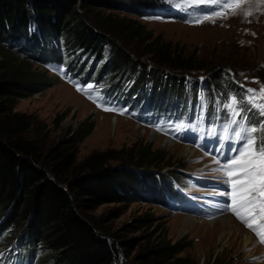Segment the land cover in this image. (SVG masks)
<instances>
[{
  "label": "rangeland",
  "instance_id": "1",
  "mask_svg": "<svg viewBox=\"0 0 264 264\" xmlns=\"http://www.w3.org/2000/svg\"><path fill=\"white\" fill-rule=\"evenodd\" d=\"M160 2L165 5V9H155L145 17L137 18L117 10L92 9L82 11L81 15L87 20H94V12L111 14L117 19H134L152 36L158 35L171 45L181 47L183 56L193 53L204 65L213 67L211 71L199 70L176 75L177 79L188 78L191 83L187 97L182 100L169 97L166 89L129 67L123 68L108 81L113 86L103 87V94L97 91L101 86H93L89 93L82 94L77 88H87L92 84L79 82L67 72V59H57L54 63L49 50L56 47L54 50L58 52L62 45L40 34V41L37 35L29 38L30 45L35 46V53H40L39 60H19L27 64L31 74H42L48 86L16 100L12 112L29 117L23 137L34 141L43 151L68 138L79 123L83 122L85 127L91 124L89 134L76 143L75 170L78 172L85 169L87 157L95 155L98 163L109 157H118L119 160L128 155L127 151L132 145L148 144L151 150H160L169 158V167L149 169L154 174L153 178H157L156 175L160 177L153 182L157 186L148 185L144 192L156 197L157 202L104 204L86 214L97 229L108 231L112 238L132 240L133 248L120 254L123 260L138 264L136 255L140 251L185 238L190 246L180 256L185 257L188 264H212L214 258L228 264H264V244H260L255 234L226 210V205L221 208L213 203L215 199L207 189H216V184L222 183L221 174L215 171L218 165L205 155L220 157L221 162L224 161L226 153L213 152L211 149L220 147L218 137L223 135L227 126L224 118L228 121L229 117V110L224 106L230 97L235 96L241 101L239 107L250 119L260 117L256 110L243 102V98L245 88L259 90L264 85V0H245L239 8L226 10L225 16L203 20L199 24L196 21L205 15L211 16L221 11L219 4L200 3L199 0ZM246 12L251 15L245 17ZM106 36L128 58L153 65L144 47L125 32H108ZM58 41L61 42L60 39ZM34 57H37L36 54ZM1 58L0 54V61ZM82 59L81 56L76 63ZM216 66L220 68L214 69ZM161 68L168 72L166 68ZM214 79L217 83H214ZM225 81L233 83L236 91L228 90L223 95V85H227ZM198 92L201 96L206 95L204 100L199 98ZM119 93H125L124 98ZM195 97L198 104L204 102L201 111L195 103ZM124 99L130 100V108L139 111L130 110L123 103ZM93 100L125 112L120 115L115 111H103ZM219 110L223 112L224 118ZM132 112H138L140 118ZM181 124L184 127H178ZM212 129H215V134L211 132ZM186 149L192 152H186ZM175 163L183 166L174 167ZM106 164L113 166L116 161L108 160ZM165 180L169 182V189L163 188ZM141 191L137 193L140 195ZM192 200L199 203H195L192 210L184 211L180 202H194ZM220 215L227 216L216 219ZM6 258L25 261L27 255L13 247L9 253L0 252V262ZM170 263L160 261L158 264Z\"/></svg>",
  "mask_w": 264,
  "mask_h": 264
},
{
  "label": "trees",
  "instance_id": "2",
  "mask_svg": "<svg viewBox=\"0 0 264 264\" xmlns=\"http://www.w3.org/2000/svg\"><path fill=\"white\" fill-rule=\"evenodd\" d=\"M156 8H164L160 0H0V252L9 253L17 247L34 264H131L120 254L133 248L132 240L112 238L108 231L97 229L86 214L104 204L157 202L156 197L144 192L148 185L157 186L153 182L160 177L153 178L149 169L169 167V158L160 150H151L148 144L132 145L128 155L119 160L109 157L98 163L97 157L91 155L84 161L85 169L78 172L76 143L89 134L91 124L85 127L79 123L68 138L43 151L23 137L29 117L12 112V108L16 100L48 86L42 74H31L21 61L39 60L40 53H35L29 38L37 35L40 41V34L62 45L58 52L56 47L49 50L54 63L67 59V72L79 82L101 86L97 90L101 94L103 87L113 86L108 81L129 67L166 89L169 97H187L189 84L184 86L183 78L177 79L176 75L211 71L213 67L204 65L193 53L183 56L181 47L152 36L134 19L94 12V20H87L81 15L87 9L117 10L138 18L150 15ZM108 32H125L138 41L153 65L128 58L107 38ZM81 56L83 59L76 63ZM225 84L224 93L235 88L230 81ZM124 94L118 95L124 98ZM129 102L123 101L127 106ZM108 160L116 164L109 166ZM175 164L174 167L183 166ZM163 184L169 189L168 181ZM137 191H141L140 195ZM189 246L182 238L146 248L136 258L138 264H188L180 254ZM212 264L228 263L214 258Z\"/></svg>",
  "mask_w": 264,
  "mask_h": 264
},
{
  "label": "snow or ice",
  "instance_id": "3",
  "mask_svg": "<svg viewBox=\"0 0 264 264\" xmlns=\"http://www.w3.org/2000/svg\"><path fill=\"white\" fill-rule=\"evenodd\" d=\"M199 2L219 4L221 11L211 16L205 15L196 21L197 24L213 17L225 16L226 10L239 8L245 0H199ZM244 15L247 17L251 13L246 12ZM253 83L258 82L253 81ZM241 87L244 86L241 85ZM92 88L93 85H88L87 88L78 87L77 91L87 94ZM93 102L97 103L96 100ZM243 102L264 117V85L259 90L245 88ZM240 103L237 97L232 96L224 106L229 110L228 123L223 135L218 139L222 153L227 144V153L224 154L223 162L220 157H213V163L218 165L215 171L221 174V182L226 186L219 193L227 198L226 210L230 211L244 227L252 231L260 244H264V119L257 124H247L249 117L239 107ZM97 107L106 112L115 111L120 115L125 112L123 109L104 106L100 103H97ZM178 127H184V125L181 124ZM211 132L215 134V129Z\"/></svg>",
  "mask_w": 264,
  "mask_h": 264
},
{
  "label": "bare ground",
  "instance_id": "4",
  "mask_svg": "<svg viewBox=\"0 0 264 264\" xmlns=\"http://www.w3.org/2000/svg\"><path fill=\"white\" fill-rule=\"evenodd\" d=\"M99 129H100V127H98V130H99ZM192 150L194 151V149H192ZM185 151H186V152H187V151H191V149H186ZM191 152H192V151H191ZM188 153H189V152H188ZM222 216H227V215H220V216L216 217V219H218V218H220V217H222ZM213 220H215V219H213ZM213 220H212V221H213ZM221 220H223V219H221ZM223 221L225 222V220H223ZM228 222H229V220H228ZM211 223H212V222H211Z\"/></svg>",
  "mask_w": 264,
  "mask_h": 264
}]
</instances>
